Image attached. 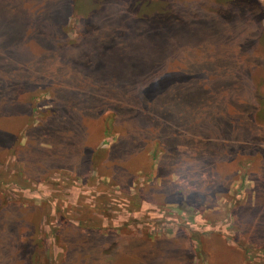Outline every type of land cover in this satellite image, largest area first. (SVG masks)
Listing matches in <instances>:
<instances>
[{"label": "rangeland", "instance_id": "obj_1", "mask_svg": "<svg viewBox=\"0 0 264 264\" xmlns=\"http://www.w3.org/2000/svg\"><path fill=\"white\" fill-rule=\"evenodd\" d=\"M0 264H264V0H0Z\"/></svg>", "mask_w": 264, "mask_h": 264}, {"label": "trees", "instance_id": "obj_2", "mask_svg": "<svg viewBox=\"0 0 264 264\" xmlns=\"http://www.w3.org/2000/svg\"><path fill=\"white\" fill-rule=\"evenodd\" d=\"M165 107V105L163 104L162 106H161V108H164ZM163 112H165L164 110H163ZM166 114H169L170 115V113H168V112H166ZM166 114H164V115H158V114H155L156 116H158L161 120L162 119H165L164 117L166 116ZM92 152V151H91ZM95 153H98V152H95ZM93 156H94V152H92V156H91V160H92V162H93ZM179 194H180V192H179Z\"/></svg>", "mask_w": 264, "mask_h": 264}]
</instances>
